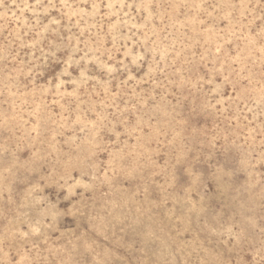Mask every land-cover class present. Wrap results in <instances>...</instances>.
I'll return each mask as SVG.
<instances>
[{"label":"rangeland","instance_id":"obj_1","mask_svg":"<svg viewBox=\"0 0 264 264\" xmlns=\"http://www.w3.org/2000/svg\"><path fill=\"white\" fill-rule=\"evenodd\" d=\"M0 264H264V0H0Z\"/></svg>","mask_w":264,"mask_h":264}]
</instances>
